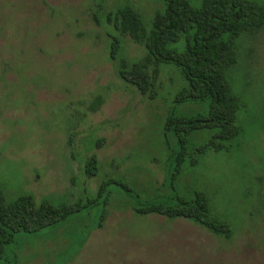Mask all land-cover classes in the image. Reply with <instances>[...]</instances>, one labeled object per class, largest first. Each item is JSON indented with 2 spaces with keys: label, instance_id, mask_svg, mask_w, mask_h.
<instances>
[{
  "label": "rangeland",
  "instance_id": "374dc122",
  "mask_svg": "<svg viewBox=\"0 0 264 264\" xmlns=\"http://www.w3.org/2000/svg\"><path fill=\"white\" fill-rule=\"evenodd\" d=\"M126 1L147 26L162 7L160 0H0L6 201L29 193L37 204L85 203L106 183L98 203L17 233L0 264H264V28L237 40L240 57L229 72L242 132L224 149H188L173 176L178 144L164 130L165 117L171 110L206 113L208 101L174 102L184 79L171 63L159 65L155 98L120 78L111 39L121 38V56L129 60L144 48L96 16ZM208 135L194 131L189 148ZM92 155L98 169L89 176L84 161ZM195 191L230 222L229 238L186 218L133 209L138 201L191 198Z\"/></svg>",
  "mask_w": 264,
  "mask_h": 264
},
{
  "label": "trees",
  "instance_id": "16d2710c",
  "mask_svg": "<svg viewBox=\"0 0 264 264\" xmlns=\"http://www.w3.org/2000/svg\"><path fill=\"white\" fill-rule=\"evenodd\" d=\"M160 1L162 7L154 11L149 26L142 11L129 1L103 12L96 19L99 23L112 24L121 35H128L144 48L140 57L129 60L121 56L122 40L115 35L109 51L110 57L118 63L120 78L141 94L149 98L157 96L159 65L171 63L184 79L174 95V102L208 101L206 113L181 114L171 110L165 117L164 130L172 132L178 144L174 176L180 171L188 149H195V153L210 148L224 149L242 132L241 101L233 90L229 72L238 65L237 40L264 28V2L200 0V4L194 6L188 0ZM180 41L181 45L177 46ZM95 104L97 102L92 105ZM197 130L207 131L209 135L202 144L189 148L191 134ZM196 160L194 157L192 162ZM97 169L94 155L84 161L87 175H95ZM105 185L99 186L98 196L85 203L59 205L47 199L37 204L29 193L7 202L0 186V259L5 246L15 240L17 233L36 232L98 203ZM133 209L139 214L186 218L224 238L232 234L230 222L212 214L208 198L201 191H195L191 198L175 196L138 201Z\"/></svg>",
  "mask_w": 264,
  "mask_h": 264
}]
</instances>
